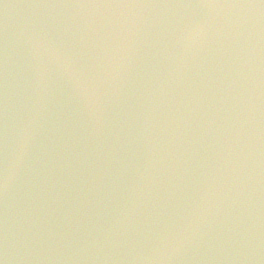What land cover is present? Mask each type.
<instances>
[{
	"label": "water",
	"instance_id": "1",
	"mask_svg": "<svg viewBox=\"0 0 264 264\" xmlns=\"http://www.w3.org/2000/svg\"><path fill=\"white\" fill-rule=\"evenodd\" d=\"M4 264H264L262 0H0Z\"/></svg>",
	"mask_w": 264,
	"mask_h": 264
},
{
	"label": "snow or ice",
	"instance_id": "2",
	"mask_svg": "<svg viewBox=\"0 0 264 264\" xmlns=\"http://www.w3.org/2000/svg\"><path fill=\"white\" fill-rule=\"evenodd\" d=\"M262 2H264V0H262ZM0 188H2V182H0ZM0 264H4V260L0 259Z\"/></svg>",
	"mask_w": 264,
	"mask_h": 264
}]
</instances>
